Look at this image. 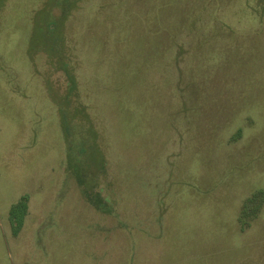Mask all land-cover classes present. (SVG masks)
Segmentation results:
<instances>
[{"label": "rangeland", "instance_id": "1", "mask_svg": "<svg viewBox=\"0 0 264 264\" xmlns=\"http://www.w3.org/2000/svg\"><path fill=\"white\" fill-rule=\"evenodd\" d=\"M0 264H264V0H0Z\"/></svg>", "mask_w": 264, "mask_h": 264}, {"label": "trees", "instance_id": "2", "mask_svg": "<svg viewBox=\"0 0 264 264\" xmlns=\"http://www.w3.org/2000/svg\"><path fill=\"white\" fill-rule=\"evenodd\" d=\"M24 198L20 199L16 204H14L8 212L11 226L13 231H15L14 234L16 233V230L22 225L23 218L26 215V200Z\"/></svg>", "mask_w": 264, "mask_h": 264}]
</instances>
